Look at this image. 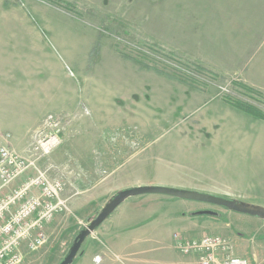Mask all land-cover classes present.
I'll list each match as a JSON object with an SVG mask.
<instances>
[{"label": "rangeland", "instance_id": "rangeland-1", "mask_svg": "<svg viewBox=\"0 0 264 264\" xmlns=\"http://www.w3.org/2000/svg\"><path fill=\"white\" fill-rule=\"evenodd\" d=\"M0 81L10 96L0 95V121L10 125L21 115L33 125L21 141L16 127L0 129L16 151L48 114L61 120L60 144L38 165L62 180L69 211L46 224L42 247L22 246V264H59L112 195L139 184L264 208V120L226 101L264 113V0H0ZM31 176L28 170L11 189ZM146 197L139 208L161 220L157 246L164 239L172 246L169 238L183 236L190 219H212L194 215V207L224 209L165 195L130 197L86 238L72 264H129L114 231L103 230L122 207ZM251 217L220 215L207 234L218 227L232 251L235 238L250 246L264 236V220Z\"/></svg>", "mask_w": 264, "mask_h": 264}, {"label": "built area", "instance_id": "built-area-1", "mask_svg": "<svg viewBox=\"0 0 264 264\" xmlns=\"http://www.w3.org/2000/svg\"><path fill=\"white\" fill-rule=\"evenodd\" d=\"M60 128V118L48 114L24 150L0 146V193L28 170L33 171V176L0 197V264H22V246L27 251L42 247L47 241L46 224L69 211L62 180L38 165L40 158L60 144ZM173 239L179 253L196 255L194 264H250L234 256L228 240L219 235L189 239L174 233Z\"/></svg>", "mask_w": 264, "mask_h": 264}, {"label": "crops", "instance_id": "crops-1", "mask_svg": "<svg viewBox=\"0 0 264 264\" xmlns=\"http://www.w3.org/2000/svg\"><path fill=\"white\" fill-rule=\"evenodd\" d=\"M5 84V81H0V95L3 101L6 100L5 98H10V96L7 94L6 89L3 87ZM18 95L20 94L18 93ZM21 100V96H17L16 101L18 104L21 102ZM5 103L6 102H0L1 105ZM22 118L23 116L18 115L17 119L15 121H12L10 125L6 124L5 121L1 120L0 129L2 127L7 126L12 129H15L16 127L18 129H16V139L20 141L24 140L22 136L26 137L27 135H29V132H31L33 125L30 124L29 121H27L28 123L23 121ZM6 135L7 136L5 137L4 135L0 134V146L2 144H10L11 141L7 140V138L9 137V133H7ZM142 185H146V183ZM11 188L12 185L4 189L0 193V197L3 193H6ZM149 198L150 197H146V199H134L132 203H129L128 205L122 207V209H120L117 215H115L114 219L110 221L108 227H104L103 232H107L109 230L114 231L113 233H115V235L111 236V238L121 248L124 257L128 259L129 264H194L196 260V255L190 254L183 255V257H180L178 254L175 253V251L177 252V249L174 246V239L172 238L173 235H171L172 237L169 238L173 242L172 246L170 245V247H168V244L165 245V241L167 239H164V242L160 244L162 246L156 245L155 239L161 234V232L159 233L157 230V227L160 226L159 224H161V220H158L154 214H151V211L139 208V204H141L143 200H149ZM193 209L195 211H200L205 210L206 207L198 206L194 207ZM217 213L218 215H211V220L204 221H195L193 219H190L193 216L190 217L188 215L190 220L186 221L183 225V236L189 239H198L201 238L203 235H219L216 234L218 227H216L215 231H212L207 234V230L215 226V223L212 220L217 219L220 215H227L231 217L234 215V213L238 212L229 211L226 209H218ZM235 218H237V216ZM242 230L243 229H240L238 233L242 234ZM96 233L97 232H94V235ZM117 238L120 239V244L117 243ZM252 239L253 241L251 245L247 246L246 244L243 245L239 240H237V238H235V242L239 245V249L237 251L233 250L232 254L234 256L247 259L250 264H264V236L259 239L258 236H255ZM90 251H93L92 245H90ZM152 252H157V254L152 255ZM86 253H88V251L85 249L82 256ZM94 257H98V255H94L93 258Z\"/></svg>", "mask_w": 264, "mask_h": 264}, {"label": "water", "instance_id": "water-1", "mask_svg": "<svg viewBox=\"0 0 264 264\" xmlns=\"http://www.w3.org/2000/svg\"><path fill=\"white\" fill-rule=\"evenodd\" d=\"M140 195H165L175 199L198 201L264 220L263 207L212 193L149 184L127 187L112 195L108 202L105 203L101 208L100 212L89 221L84 229L79 231L77 236L74 238L72 245L68 249L67 254L63 257L59 264H72L86 238L90 236L96 230V228L105 219H107L126 199ZM199 214H208L214 216L215 211L205 209L198 211V215Z\"/></svg>", "mask_w": 264, "mask_h": 264}, {"label": "trees", "instance_id": "trees-1", "mask_svg": "<svg viewBox=\"0 0 264 264\" xmlns=\"http://www.w3.org/2000/svg\"><path fill=\"white\" fill-rule=\"evenodd\" d=\"M239 87H241V88L244 89V90H248L249 92H254V91H255V90H253L251 87H248V86H245V85H242V84H239ZM255 93H256V94H259V95H262V93H260V92H256V91H255ZM263 97H264V95H263ZM226 101H227L228 103L233 104V105L236 104L239 108L244 107V108H246L250 113H253L254 116H257V117L261 118L262 120H264V113H263L262 111L258 110L257 107H255V106H253V105H250V104H247V103H243V102L232 101V100H229V98H228V99L226 98ZM241 106H242V107H241ZM193 214H194V215H198V211L194 212ZM214 215H218V213L215 212Z\"/></svg>", "mask_w": 264, "mask_h": 264}]
</instances>
